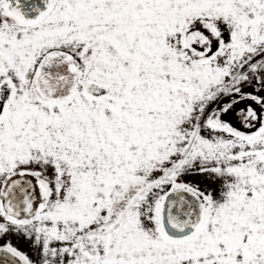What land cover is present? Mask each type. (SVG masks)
<instances>
[{
	"label": "snow or ice",
	"instance_id": "snow-or-ice-1",
	"mask_svg": "<svg viewBox=\"0 0 264 264\" xmlns=\"http://www.w3.org/2000/svg\"><path fill=\"white\" fill-rule=\"evenodd\" d=\"M0 264H264V0H0Z\"/></svg>",
	"mask_w": 264,
	"mask_h": 264
}]
</instances>
